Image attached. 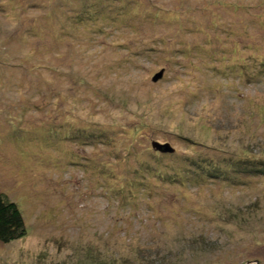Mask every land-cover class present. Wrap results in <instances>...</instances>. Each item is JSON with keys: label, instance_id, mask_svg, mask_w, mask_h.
<instances>
[{"label": "rangeland", "instance_id": "1", "mask_svg": "<svg viewBox=\"0 0 264 264\" xmlns=\"http://www.w3.org/2000/svg\"><path fill=\"white\" fill-rule=\"evenodd\" d=\"M260 14L0 0V193L25 227L0 264H264Z\"/></svg>", "mask_w": 264, "mask_h": 264}, {"label": "trees", "instance_id": "2", "mask_svg": "<svg viewBox=\"0 0 264 264\" xmlns=\"http://www.w3.org/2000/svg\"><path fill=\"white\" fill-rule=\"evenodd\" d=\"M261 6H263V5H261ZM225 8H230L233 11L234 10L235 11L244 10L243 6L233 5V4H231L230 6H228V4H226ZM257 18L258 19L262 18L264 20V14H260ZM259 27H261V25ZM263 58H264V56H263ZM56 128H59V131H61L60 127L57 126ZM71 129L74 131V138L77 139V136H78V134L76 132L77 128L71 127ZM63 131L61 132V134H59L57 139H59V140L63 139V137H64ZM52 144H55V143H52ZM152 149L158 153L167 154V153H163V152H160L158 150H155L154 148H152ZM24 234H25V227L23 224L22 216H21L17 206L15 205V203L9 201V199H7V197L3 193H0V242L1 243L11 242L15 239L22 237ZM176 255H180V253H177ZM143 259H142V262L144 264L145 261ZM138 260H139V258H138ZM138 260H137V262H138ZM119 261H121V260L118 258H116V259L114 258L112 264H118ZM122 262H124V264H126V262H128L129 264H134L133 262L127 261V259L121 261L120 264H123ZM178 262H179L178 259H176V263H178ZM108 264H111V263H108Z\"/></svg>", "mask_w": 264, "mask_h": 264}, {"label": "water", "instance_id": "3", "mask_svg": "<svg viewBox=\"0 0 264 264\" xmlns=\"http://www.w3.org/2000/svg\"><path fill=\"white\" fill-rule=\"evenodd\" d=\"M161 72L159 71L153 78V80H156L157 78H159L161 76ZM152 148H154L155 150H158L160 152H173V148H170L168 144H160L157 142L152 143Z\"/></svg>", "mask_w": 264, "mask_h": 264}]
</instances>
